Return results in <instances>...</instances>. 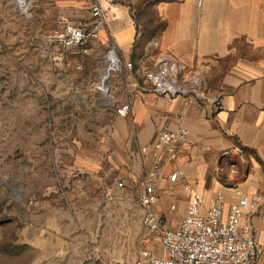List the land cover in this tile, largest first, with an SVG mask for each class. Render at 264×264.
<instances>
[{
	"label": "crops",
	"instance_id": "obj_1",
	"mask_svg": "<svg viewBox=\"0 0 264 264\" xmlns=\"http://www.w3.org/2000/svg\"><path fill=\"white\" fill-rule=\"evenodd\" d=\"M71 2L84 6L76 4L63 11V22L81 18L88 22L76 24L90 26L89 4ZM109 3L105 29L80 50L88 56V69L93 73L90 79L98 81L95 87L102 80L111 48L122 61V69L109 79L112 91L101 96L107 107L117 113L114 103L124 101L125 87L139 79L126 62H132L135 69H150L160 55H170L188 70L203 73L209 93L220 97V105L190 102L182 95L136 93L130 114L117 113L115 147L102 150L100 159L81 155L76 169L88 176V166L104 165L106 157L107 165L116 170V180L123 182V187L114 183V188L138 193L154 161V152L144 154L142 148L153 143L161 131H187L173 154L162 156L155 211L166 229H175L190 203L187 186L203 196L206 206L222 193L225 218L238 201V191L259 195L262 201L258 209L242 222L251 223L259 246V264H264V0H203L202 5L199 0H169L156 4L154 11H134L105 1L106 6ZM145 12H152L154 18L142 24L140 17ZM175 172L183 179L172 181ZM74 193L71 224L75 234L88 238V185H77ZM156 244L158 238L147 245Z\"/></svg>",
	"mask_w": 264,
	"mask_h": 264
},
{
	"label": "rangeland",
	"instance_id": "obj_2",
	"mask_svg": "<svg viewBox=\"0 0 264 264\" xmlns=\"http://www.w3.org/2000/svg\"><path fill=\"white\" fill-rule=\"evenodd\" d=\"M27 1L25 11L0 0V264H133L144 237L138 193L114 188L106 157L88 176L76 169L81 155L100 159L115 147L118 114L100 92L108 74L99 91L80 51L88 42L68 50L51 41L65 25L63 11L84 4ZM161 1L169 0H112L134 11H154ZM152 18L145 12L140 22ZM83 184L88 238L71 224Z\"/></svg>",
	"mask_w": 264,
	"mask_h": 264
},
{
	"label": "built area",
	"instance_id": "obj_3",
	"mask_svg": "<svg viewBox=\"0 0 264 264\" xmlns=\"http://www.w3.org/2000/svg\"><path fill=\"white\" fill-rule=\"evenodd\" d=\"M28 11L31 3L27 0H16ZM83 1L89 4L92 21L90 26H82L66 21L63 29L51 41L61 45L64 49L83 47L93 36L105 29L107 12L111 10L105 5L106 0H70ZM203 0H199L202 5ZM125 66L135 70L139 79L133 85L125 87L123 101L114 103L120 116H128L131 111V100L136 93L146 92L157 95H182L190 102L207 101L215 106L220 105V97L209 93L208 81L199 71L188 70L170 55H160L153 68L135 69L132 62ZM122 69V61L117 56L115 48L106 54L103 76L107 72L106 83L109 95L112 87L110 77ZM119 93L120 89L115 87ZM188 135L185 130L161 131L157 139L142 148L147 154L154 152V161L146 170L145 178L139 188L138 202L144 209L142 225L145 235L142 239L143 248L134 264H259V246L254 230L249 221L243 219L253 214L259 207L262 197L248 195L238 191V201L229 208L224 217L225 200L222 193L213 197L206 206L203 196L191 186L186 192L190 195V203L181 224L175 229H166L162 219L155 211L157 196V174L161 168L162 156L167 152L173 154L175 145ZM183 179L180 172L171 175L172 181ZM115 184L123 187V182ZM107 197L110 193L106 194ZM158 238L159 245L155 247L147 244ZM160 250V252H158Z\"/></svg>",
	"mask_w": 264,
	"mask_h": 264
},
{
	"label": "bare ground",
	"instance_id": "obj_4",
	"mask_svg": "<svg viewBox=\"0 0 264 264\" xmlns=\"http://www.w3.org/2000/svg\"><path fill=\"white\" fill-rule=\"evenodd\" d=\"M101 83H102V81L100 82V84H99V87L102 89V87H101ZM103 84V83H102ZM108 85V84H107ZM108 87V89L107 90H104V91H109V85L107 86ZM103 90V89H102Z\"/></svg>",
	"mask_w": 264,
	"mask_h": 264
}]
</instances>
